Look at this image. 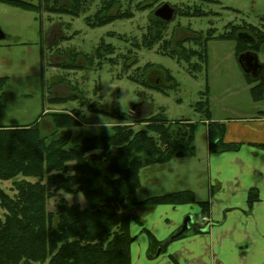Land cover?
I'll return each mask as SVG.
<instances>
[{
	"label": "trees",
	"instance_id": "16d2710c",
	"mask_svg": "<svg viewBox=\"0 0 264 264\" xmlns=\"http://www.w3.org/2000/svg\"><path fill=\"white\" fill-rule=\"evenodd\" d=\"M201 1L217 3L212 0ZM84 2L68 0V4L63 5L60 0H0L2 5L39 16L48 14L71 18L80 16ZM117 4V0L104 1L93 17L85 19V23L94 29L134 17L128 9H117L112 14ZM155 4V0L149 4L138 3L135 9L143 12ZM174 9L175 17L211 16L198 8ZM224 10L239 14L230 8ZM168 25L150 16L140 43L131 44L132 50L123 56L126 70L136 64L135 59L131 60L133 50L151 49L161 43V50L166 53L171 45L170 41L164 40ZM215 33V29L210 28L205 34L194 33L193 38L177 40L174 42L177 53L171 51L168 55L176 56L179 62L188 65L197 59L206 66V45L211 40L234 41L237 58L245 52L258 54L264 46V27L259 29L246 23L238 26L228 24L223 34L216 36ZM113 36L115 34H110V37ZM69 39L71 37H63L61 41ZM189 40L198 47L197 50L184 48ZM114 53L111 45L101 41L92 56H82L81 59L87 67L94 60L114 64L116 59L110 58ZM79 56L78 53L69 52V63H60L58 67L74 70ZM97 66L101 65L98 63ZM158 68L146 64L138 78L128 76L127 79L163 93L161 88L149 85L146 81L149 72ZM159 69L165 82L174 88L176 85L169 72ZM190 69L195 72L199 65L194 64ZM245 79L250 86L253 102L258 103L264 97V86L257 84L249 75ZM6 80L0 78V109L7 106V96L2 93ZM80 99L83 101L82 97ZM50 103L61 105L66 103V99L52 98ZM88 109L118 123H126L128 118L116 112L99 110L94 104ZM195 111L204 117L197 123L168 121L160 113L127 125L114 126L108 135L85 138L72 145L71 130L81 126L79 112L75 110L69 113H42L28 126L0 127V182L11 183L10 194L0 188V264H130L133 238L129 228L132 223L142 224L137 215L138 210L142 212L159 205L183 206L196 203L194 193L188 190L138 202L136 194L140 188V172L151 166L165 165L173 159L193 157L195 135L199 126L204 124L210 155L236 152L239 149L240 144L226 141L225 125L211 121L207 101L197 103ZM260 114L264 116V112ZM44 119H48L53 127L47 136L43 134L40 125ZM135 123L142 124L143 128L135 130L132 127ZM260 147L264 149V145ZM60 193L73 197L80 195L84 205L69 204L64 198H59L54 210L48 211V201ZM256 202L257 191L250 190L247 194L248 208L251 209ZM197 205L200 215L208 216V203L200 202ZM193 229L197 234L203 232ZM145 232L149 238L147 255L152 259L160 248L163 250L161 246L165 248L171 240L160 243Z\"/></svg>",
	"mask_w": 264,
	"mask_h": 264
},
{
	"label": "rangeland",
	"instance_id": "374dc122",
	"mask_svg": "<svg viewBox=\"0 0 264 264\" xmlns=\"http://www.w3.org/2000/svg\"><path fill=\"white\" fill-rule=\"evenodd\" d=\"M104 1L108 0H85L78 18L48 14L39 16L0 4V78L7 79L2 91L7 96V106L0 109V127L28 126L42 113H69L75 110L79 112L81 126L71 130L72 145L85 138L108 135L114 126L127 125L160 113L168 121L200 122L204 119L203 114L195 111V105L199 102L207 101L214 120H249L264 112V97L258 103H254L251 98L250 86L245 79L248 74L238 64L234 41H209L206 45V66L197 59H193L188 65L179 62L176 56L168 55L171 51L177 53L174 49L175 41L193 38L194 33L205 34L210 28L215 29L216 36L223 34L228 24L238 26L246 23L262 29L264 0H212L218 4L201 0H155V6L143 12L136 11V4H149L153 0H117L118 4L112 14L117 9H128L134 17L91 29L85 19L93 17ZM60 2L68 4V0ZM162 4L177 9L198 8L211 16H176L164 35V40L171 42L166 50L167 54L161 50V43L155 44L151 49L133 50L131 60L135 59L136 64L126 70L123 56L132 50L131 44L140 43L155 7ZM224 8L236 10L239 14ZM214 14L218 16H212ZM110 34L115 36L110 37ZM63 37L71 39L61 41ZM101 41L114 48L115 53L110 58H115V63L94 60L87 67L81 57L92 56ZM184 48L198 49L192 40L187 41ZM69 52L80 54L74 70L58 67L60 63H69ZM257 61L264 77V46L257 54ZM98 63L101 66L98 67ZM146 64L168 71L176 86L173 88L172 84L165 82L159 68L151 70L146 81L149 85L161 88L163 93L127 79L128 76L138 78L140 70ZM194 64H198L199 69L192 72L190 66ZM249 77L252 78L251 75ZM206 91L208 93L204 96ZM52 98L66 99V103L52 105ZM92 104L99 110L127 117L133 106H139L140 115L137 120L128 117L126 123H118L92 113L88 109ZM40 125L45 136L51 134L53 127L48 119L41 121ZM132 127L140 130L143 125L135 123ZM194 144L195 158L183 161L173 159L167 165H155L140 172L141 190L138 202L172 188H191L197 192L196 201L203 200V189L199 188L198 183L203 184L206 178L203 169L206 152L204 125L197 129ZM0 188L10 194L11 183L0 182ZM59 198H64L69 204L84 205L80 195L73 197L60 193L48 201V211L54 210ZM197 206L196 202L187 207L194 212ZM200 219L196 213L192 216L190 230L200 225Z\"/></svg>",
	"mask_w": 264,
	"mask_h": 264
},
{
	"label": "crops",
	"instance_id": "0c3cea01",
	"mask_svg": "<svg viewBox=\"0 0 264 264\" xmlns=\"http://www.w3.org/2000/svg\"><path fill=\"white\" fill-rule=\"evenodd\" d=\"M260 113L249 120L211 118L212 122L225 125L228 143H238L240 146L236 152L210 155L206 137L203 157L206 178L203 184L198 183L199 188L203 189V200L196 201L209 205V214L205 216L209 221L206 231L197 234L194 226L181 237L171 238L179 232L186 217L192 219L195 213L201 217L199 206L194 210L195 213L187 207L190 205H159L142 212L138 210L137 215L142 224L132 223L129 228L133 238L130 264H264V149L260 147L264 145V116ZM204 127L206 131V124ZM195 156L196 148L194 156L186 159ZM140 190L141 181L136 199ZM185 190L193 192L196 200L195 190L172 188L161 194L147 196L140 202ZM250 190L257 191L258 195V202L251 209L247 206ZM202 227L200 223L195 229ZM144 230L157 242L171 240L165 248L162 245L163 250L160 248L152 259L147 255L149 238Z\"/></svg>",
	"mask_w": 264,
	"mask_h": 264
},
{
	"label": "water",
	"instance_id": "95a60500",
	"mask_svg": "<svg viewBox=\"0 0 264 264\" xmlns=\"http://www.w3.org/2000/svg\"><path fill=\"white\" fill-rule=\"evenodd\" d=\"M175 13H176L175 9L171 8L167 4H163L154 11L153 16L162 22H171L175 16ZM238 64L243 70V72L248 75L250 74L251 69H254L253 66L257 67L259 65L257 61V55L250 52H245L240 54L238 56ZM135 107L136 106H133L128 112V116L132 120H137L139 117L138 113L135 111ZM191 223H192L191 217H186L183 221L182 227L180 228L179 232L173 235L172 238H178L182 236L189 229V224Z\"/></svg>",
	"mask_w": 264,
	"mask_h": 264
},
{
	"label": "flooded vegetation",
	"instance_id": "af4514ba",
	"mask_svg": "<svg viewBox=\"0 0 264 264\" xmlns=\"http://www.w3.org/2000/svg\"><path fill=\"white\" fill-rule=\"evenodd\" d=\"M254 69H251V72L249 75H252L253 77H255L256 82L258 84H261L264 86V77H263V73H262V67L260 65H258L257 67L253 66ZM135 111L138 113V115H140V108L139 106L135 107Z\"/></svg>",
	"mask_w": 264,
	"mask_h": 264
},
{
	"label": "built area",
	"instance_id": "2783aa9c",
	"mask_svg": "<svg viewBox=\"0 0 264 264\" xmlns=\"http://www.w3.org/2000/svg\"><path fill=\"white\" fill-rule=\"evenodd\" d=\"M202 222H203V223H206V222H207V220H206L205 218H203V219H202Z\"/></svg>",
	"mask_w": 264,
	"mask_h": 264
}]
</instances>
